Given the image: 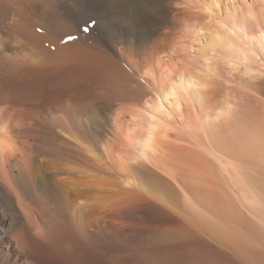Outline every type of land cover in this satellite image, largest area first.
<instances>
[{"label": "bare ground", "instance_id": "6f19581e", "mask_svg": "<svg viewBox=\"0 0 264 264\" xmlns=\"http://www.w3.org/2000/svg\"><path fill=\"white\" fill-rule=\"evenodd\" d=\"M0 264H264V0H0Z\"/></svg>", "mask_w": 264, "mask_h": 264}, {"label": "rangeland", "instance_id": "374dc122", "mask_svg": "<svg viewBox=\"0 0 264 264\" xmlns=\"http://www.w3.org/2000/svg\"><path fill=\"white\" fill-rule=\"evenodd\" d=\"M84 24V23H83Z\"/></svg>", "mask_w": 264, "mask_h": 264}]
</instances>
